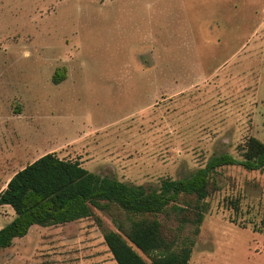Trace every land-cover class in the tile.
<instances>
[{
    "label": "rangeland",
    "instance_id": "obj_1",
    "mask_svg": "<svg viewBox=\"0 0 264 264\" xmlns=\"http://www.w3.org/2000/svg\"><path fill=\"white\" fill-rule=\"evenodd\" d=\"M251 137L264 143V0H0V193L49 153L157 189L241 160ZM214 177L198 227L172 208L157 219L189 264H264V169ZM93 212L33 226L2 264H117L104 234L122 211ZM14 216L0 206V229Z\"/></svg>",
    "mask_w": 264,
    "mask_h": 264
},
{
    "label": "trees",
    "instance_id": "obj_2",
    "mask_svg": "<svg viewBox=\"0 0 264 264\" xmlns=\"http://www.w3.org/2000/svg\"><path fill=\"white\" fill-rule=\"evenodd\" d=\"M65 79V70L53 76L54 84ZM239 150L241 160L229 153L215 155L205 167L179 180L164 179L151 190L99 176L55 153L46 154L18 171L0 193V206H10L15 213L0 229V264L3 252L33 226L85 220L93 217L94 209L112 206L122 211V218L116 222L118 231L106 232L104 241L117 264H189L191 246L179 247L177 234H168L157 217L172 208L183 216L182 221L198 227L208 209L206 199L219 189L214 177L218 169L236 165L251 172L264 169V143L251 137ZM182 202L187 205L181 207ZM189 210L193 218L186 215Z\"/></svg>",
    "mask_w": 264,
    "mask_h": 264
},
{
    "label": "crops",
    "instance_id": "obj_3",
    "mask_svg": "<svg viewBox=\"0 0 264 264\" xmlns=\"http://www.w3.org/2000/svg\"><path fill=\"white\" fill-rule=\"evenodd\" d=\"M9 207H10V206H5V208H9ZM10 208H11V207H10ZM14 217H15V216H14ZM77 222H78V221H77ZM73 223H75V222H73ZM68 224H69V223H68ZM65 225H67V224H65ZM54 227H56V226H54ZM42 228L45 229V228H51V227H42ZM31 229H32V228H31ZM31 229H30V231L33 230V229H32V230H31ZM29 233H30V232H29ZM29 233H28V234H29ZM18 239H20V238H18ZM15 240H16V239H15ZM15 240H14V242H13V245H14V243H15ZM13 245H12L10 248L6 249L5 251H8L9 249H11V248L13 247ZM5 251H4V252H5ZM4 252H3V253H4ZM2 256H3V254H2ZM1 264H2V262H1Z\"/></svg>",
    "mask_w": 264,
    "mask_h": 264
}]
</instances>
